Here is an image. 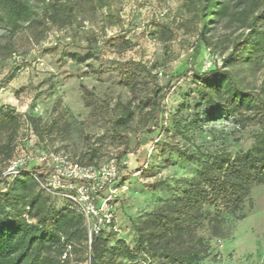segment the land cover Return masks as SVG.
<instances>
[{
	"label": "rangeland",
	"instance_id": "obj_1",
	"mask_svg": "<svg viewBox=\"0 0 264 264\" xmlns=\"http://www.w3.org/2000/svg\"><path fill=\"white\" fill-rule=\"evenodd\" d=\"M85 2V15L43 34L46 26L40 22L25 24L15 34L0 25V106L19 119L12 158L46 151L101 166L112 158L119 162L120 152L128 151L120 159V179L114 186L120 232L108 235L104 259L108 264H161L140 239L137 225L182 194L205 154L227 150L234 156L251 150L260 131L256 125L240 128L219 106L201 117L204 124L196 121L199 88L193 73L206 69L208 61L221 64L235 25L223 20L212 26L207 47L200 43V26L184 0H111L110 9L100 8L97 0ZM159 24L172 29L173 39L158 38ZM116 38L130 44L109 46ZM128 60L141 61L150 71L140 75L136 96L112 70L118 61ZM232 69L247 87L264 84V58L259 68L244 64ZM156 84L167 87L168 94L163 120L155 129V120L146 122L139 105ZM130 101L135 119L117 136V103ZM175 147L195 155L182 158ZM106 194H96L95 200ZM46 196L56 209L71 204L61 195ZM85 223L89 232L90 221L85 218ZM198 234L207 247L199 264H264V184L254 186L242 207L222 222L206 217ZM120 241L136 250L134 261ZM89 251L88 241L87 249L74 251L73 258L87 262Z\"/></svg>",
	"mask_w": 264,
	"mask_h": 264
},
{
	"label": "trees",
	"instance_id": "obj_2",
	"mask_svg": "<svg viewBox=\"0 0 264 264\" xmlns=\"http://www.w3.org/2000/svg\"><path fill=\"white\" fill-rule=\"evenodd\" d=\"M34 1L0 0V25L15 34L25 24L40 22L46 26L43 34L52 26L70 25L86 14L85 0ZM184 1L200 26L198 37L201 44L211 45L208 33L212 26L223 20L235 25L236 29L229 50L222 54L221 64L193 73L199 88L196 121L204 124L205 119L201 117L211 115L219 106L234 117L240 128L256 125L260 131L251 150L234 156L227 150L205 154L206 160L182 194L164 203L146 221L137 225L140 239L150 253L162 259L161 264H199L207 248L203 237L198 234L204 219L210 217L214 222H222L225 215L234 214L242 207L254 186L264 184V84L259 88L247 87L232 69L244 64L261 66L264 58V0H236L233 5L231 0ZM97 3L100 8L110 9L111 0H97ZM38 9L42 12L39 13ZM157 36L167 42L173 39L174 33L169 26L159 24ZM108 44L126 47L130 41L116 38L109 40ZM112 70L119 72L120 84L135 96L140 75L150 72L144 63L136 60L118 61ZM167 94V87L156 84L140 102L142 118L146 122L155 120V129L163 120ZM134 119L133 102H118L114 133L121 136ZM18 130V116L0 106V162L12 158ZM175 150L182 158L195 155L179 147ZM127 153L126 150L120 152L119 164ZM82 164L95 163L87 161ZM42 170L31 165L24 167L13 179L0 176V264H108L104 255L109 246L108 235L114 234L113 231L92 234L87 262L73 258L74 251L87 249L89 232L85 217L72 204L63 209L48 205L47 193L39 187L33 175L41 176ZM119 243L123 244L127 257L134 261L136 250L126 247L123 241Z\"/></svg>",
	"mask_w": 264,
	"mask_h": 264
},
{
	"label": "built area",
	"instance_id": "obj_3",
	"mask_svg": "<svg viewBox=\"0 0 264 264\" xmlns=\"http://www.w3.org/2000/svg\"><path fill=\"white\" fill-rule=\"evenodd\" d=\"M211 66L212 63L208 61L206 69ZM31 165L43 168L41 176L33 174L43 191L66 197L75 210L90 221L89 244L93 233L120 232V226L114 216L116 200L114 186L120 179L121 171L116 159L112 158L99 166L84 165L66 155L54 152L44 151L38 155L26 153L10 159L6 164L0 162V176L13 179L21 174L24 167ZM106 191L107 194L100 197V201L95 200L96 194ZM73 193L78 196L74 197Z\"/></svg>",
	"mask_w": 264,
	"mask_h": 264
}]
</instances>
